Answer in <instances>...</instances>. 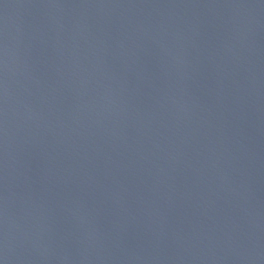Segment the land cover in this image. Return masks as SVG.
Listing matches in <instances>:
<instances>
[{"label":"water","instance_id":"water-1","mask_svg":"<svg viewBox=\"0 0 264 264\" xmlns=\"http://www.w3.org/2000/svg\"><path fill=\"white\" fill-rule=\"evenodd\" d=\"M0 264H264V0H0Z\"/></svg>","mask_w":264,"mask_h":264}]
</instances>
